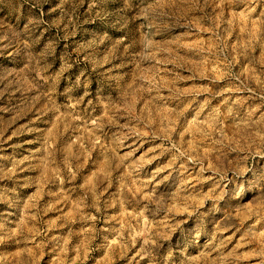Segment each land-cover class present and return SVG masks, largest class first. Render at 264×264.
<instances>
[{
    "label": "rangeland",
    "instance_id": "obj_1",
    "mask_svg": "<svg viewBox=\"0 0 264 264\" xmlns=\"http://www.w3.org/2000/svg\"><path fill=\"white\" fill-rule=\"evenodd\" d=\"M0 264H264V0H0Z\"/></svg>",
    "mask_w": 264,
    "mask_h": 264
}]
</instances>
